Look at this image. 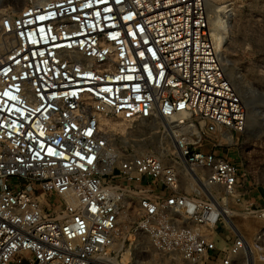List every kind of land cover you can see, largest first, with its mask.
Segmentation results:
<instances>
[{
  "label": "built area",
  "instance_id": "built-area-1",
  "mask_svg": "<svg viewBox=\"0 0 264 264\" xmlns=\"http://www.w3.org/2000/svg\"><path fill=\"white\" fill-rule=\"evenodd\" d=\"M104 119L160 120L164 147ZM247 121L207 0L0 10V264H108L140 235L155 264H264L263 155L200 142Z\"/></svg>",
  "mask_w": 264,
  "mask_h": 264
},
{
  "label": "rangeland",
  "instance_id": "rangeland-1",
  "mask_svg": "<svg viewBox=\"0 0 264 264\" xmlns=\"http://www.w3.org/2000/svg\"><path fill=\"white\" fill-rule=\"evenodd\" d=\"M38 1L41 0H0V10L16 12L29 4L39 3ZM207 12L218 22L219 44L216 49L221 55L224 68L243 80L247 93L243 99L257 124H261V130L257 133H247L249 137H256L252 140L244 141L245 134L238 136L235 145L215 147L214 139L207 135L200 142L206 149L222 152L234 161L244 164V159L251 150L261 153L264 157V117L261 113L264 107V0H207ZM108 122L121 123L118 119H104L102 124L108 126ZM122 123L133 130L130 138L144 139L147 143L143 146L147 147L145 149L156 152L164 147L162 136L154 132L162 121H143L132 126L126 122ZM160 257L161 255L151 247L148 238L140 235L131 243L126 241L122 250L109 263L155 264Z\"/></svg>",
  "mask_w": 264,
  "mask_h": 264
},
{
  "label": "bare ground",
  "instance_id": "bare-ground-1",
  "mask_svg": "<svg viewBox=\"0 0 264 264\" xmlns=\"http://www.w3.org/2000/svg\"><path fill=\"white\" fill-rule=\"evenodd\" d=\"M44 1L46 0H41V1H38L39 3H43ZM208 16H209V23H210V33H211V36H212V39L214 41V45L215 47L217 48L218 47V44H219V31H218V22L216 20V18H214V16L212 14H209L208 13ZM221 57V55H220ZM224 65V64H223ZM226 71V69H225ZM226 74L228 75V77L230 78V80L232 81V83L234 84V86L236 87V89L238 90V92L241 94L242 97L246 96L247 93L245 91L246 88L245 85H244V82L243 80L233 76V74L229 73L226 71ZM261 113L264 117V107L261 109ZM178 120V118L176 119ZM262 120V119H261ZM264 122V119L263 121ZM166 124V123H165ZM261 125V124H260ZM260 125L257 124V120L255 119V117L253 116L252 117V112H249V109H248V121H247V127H246V132L248 134H252V133H257V132H260L261 130V127ZM263 125V124H262ZM138 126V125H137ZM108 127L110 129H112L113 131H116V130H120L121 132H126V133H130L131 131H129L128 129V126H125L123 125V123H117V122H112V123H109L108 122ZM141 127V126H140ZM260 127V128H259ZM139 128V127H138ZM137 130V129H136ZM157 131V130H156ZM139 132V131H138ZM155 132V131H154ZM144 140V139H143ZM148 142H151V141H148ZM153 143V142H152ZM147 144V143H146ZM135 145H137V147L141 148L144 146V142L141 141V140H138V141H135ZM147 148V147H145ZM110 261L112 262L113 260L110 259ZM109 261V262H110ZM110 264V263H108Z\"/></svg>",
  "mask_w": 264,
  "mask_h": 264
},
{
  "label": "crops",
  "instance_id": "crops-1",
  "mask_svg": "<svg viewBox=\"0 0 264 264\" xmlns=\"http://www.w3.org/2000/svg\"><path fill=\"white\" fill-rule=\"evenodd\" d=\"M202 148L204 149V150H206V151H209L208 149H206V147L205 146H203L202 145ZM257 197V199L259 200V202H263L264 201V196L261 194V195H257L256 196Z\"/></svg>",
  "mask_w": 264,
  "mask_h": 264
}]
</instances>
